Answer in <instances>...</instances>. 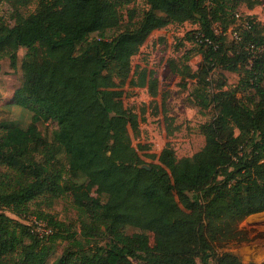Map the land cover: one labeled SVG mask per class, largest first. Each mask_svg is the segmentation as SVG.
I'll return each mask as SVG.
<instances>
[{
  "label": "trees",
  "instance_id": "trees-1",
  "mask_svg": "<svg viewBox=\"0 0 264 264\" xmlns=\"http://www.w3.org/2000/svg\"><path fill=\"white\" fill-rule=\"evenodd\" d=\"M133 1L36 0L32 13H15L12 26L0 19V58L15 66L18 48L29 50L14 101L58 128L46 142L39 132L29 139L16 125H0V264H46L45 243L59 239L68 242L54 264H209L213 257L215 264H264L216 253L241 234L244 218L264 211V38L252 34L250 19L238 28L237 47L224 48L214 31V24L221 32L234 27L240 5L264 0H143L147 8L127 9L128 26L108 36ZM187 21L198 24L192 39L206 49L193 74L197 84L232 52L249 62L238 69L246 101L236 90L207 95L197 86L198 104L215 109L200 126L204 146L177 159L166 144L157 163L147 164L132 141L139 115L126 111L120 88L146 87L156 96L153 72L133 65L132 57L154 30ZM250 44L261 51H249ZM63 173L68 180L61 184ZM80 177L107 196L78 204L88 220L85 244L47 213L35 215L50 229L43 237L20 219L37 199L85 191L72 180ZM127 226L136 230L128 233Z\"/></svg>",
  "mask_w": 264,
  "mask_h": 264
},
{
  "label": "rangeland",
  "instance_id": "rangeland-1",
  "mask_svg": "<svg viewBox=\"0 0 264 264\" xmlns=\"http://www.w3.org/2000/svg\"><path fill=\"white\" fill-rule=\"evenodd\" d=\"M36 8V0H0V19L5 24L12 26L16 12L23 15L32 13ZM147 5L143 0H134L122 9L123 18L120 25L108 31V36L115 35L128 26L127 9L136 10L141 14ZM239 14L234 28L243 29L245 20H252V34L264 38V2L248 8L244 4L236 10ZM198 28L195 22L170 23L167 26L154 30L140 47L138 53L132 57V64L145 67L153 72L157 80V95L152 96L146 87L135 89L124 86L122 102L126 111H132L139 115V128L137 133H132V141L143 160L149 163H157L158 156L167 144L173 149L177 159L191 157L199 151L205 143L200 126L211 120L215 113L212 105L204 108L198 104L194 97V90L198 86L204 94L210 95L218 88L236 90V96L244 101L243 92L237 87L240 79V71L248 68V60L233 58L232 52H228L223 62L217 66L204 79L203 84H197V78L193 74L198 72L204 59V49L199 42L192 39L194 31ZM217 34L224 39L223 47H237L236 40L228 31L221 32L214 24ZM94 36L92 34L90 37ZM28 48L19 47L16 52V65H11L9 57L0 58V125H16L21 129V134L29 139L39 132L46 142H52L53 134L58 129L55 121H37L34 113L14 101V92L22 82L21 63L28 52ZM228 65L237 66V70L228 69ZM43 158L44 152L37 154ZM63 167H66L64 152L58 155ZM65 173L62 175L61 184L67 181ZM81 185L85 191L76 193L64 192L60 197L49 200L37 199L29 203V216H37L38 213H47L54 220L60 221L71 231V236L86 243L82 234L83 221L87 218L78 208L81 201L90 198H99L106 201L107 196L100 193L96 185L88 178L80 177L72 179ZM45 200V201H44ZM11 215V214H10ZM20 218L28 221V217ZM11 217H14L13 215ZM241 234L228 241L224 247H216V253L230 251L236 254L244 263L264 261V211L254 213L244 218L239 223ZM136 229L126 227V232L132 233ZM103 243L104 238L98 240ZM66 239L56 242H46L48 247L46 264H54L67 245ZM94 242L85 245L86 249L92 248ZM209 264H215V257Z\"/></svg>",
  "mask_w": 264,
  "mask_h": 264
},
{
  "label": "built area",
  "instance_id": "built-area-1",
  "mask_svg": "<svg viewBox=\"0 0 264 264\" xmlns=\"http://www.w3.org/2000/svg\"><path fill=\"white\" fill-rule=\"evenodd\" d=\"M237 17H239V14H237ZM245 25L247 27H250V25L247 22L245 23ZM214 31L217 33L216 28H214ZM227 31L229 34L232 35L234 40H236V41L240 40L241 35H240L239 30L235 29L234 27H230ZM204 41L209 43L210 45L212 44V42H211V40H209V38H204ZM248 49H249V51H251L253 53L261 51L260 46H257L255 44H250ZM28 218H29L28 221H26V222L23 221V222L28 224L30 227H32L34 232H36L40 237H43V236H46L49 234L50 229L47 227V224L45 222L36 218L35 216H30Z\"/></svg>",
  "mask_w": 264,
  "mask_h": 264
},
{
  "label": "water",
  "instance_id": "water-1",
  "mask_svg": "<svg viewBox=\"0 0 264 264\" xmlns=\"http://www.w3.org/2000/svg\"><path fill=\"white\" fill-rule=\"evenodd\" d=\"M143 167H145V168H147V169H150V167H149V166H147V165H143Z\"/></svg>",
  "mask_w": 264,
  "mask_h": 264
}]
</instances>
